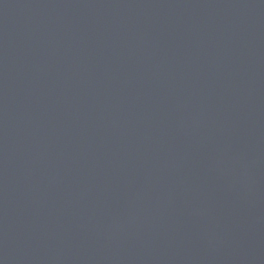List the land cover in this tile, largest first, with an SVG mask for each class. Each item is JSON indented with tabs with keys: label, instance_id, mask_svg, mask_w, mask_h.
Listing matches in <instances>:
<instances>
[{
	"label": "water",
	"instance_id": "water-1",
	"mask_svg": "<svg viewBox=\"0 0 264 264\" xmlns=\"http://www.w3.org/2000/svg\"><path fill=\"white\" fill-rule=\"evenodd\" d=\"M0 264H264V0H0Z\"/></svg>",
	"mask_w": 264,
	"mask_h": 264
}]
</instances>
